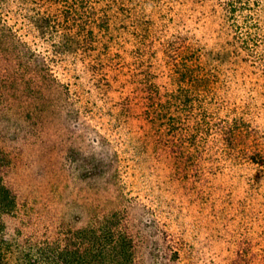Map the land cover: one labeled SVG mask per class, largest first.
Segmentation results:
<instances>
[{
    "label": "trees",
    "instance_id": "16d2710c",
    "mask_svg": "<svg viewBox=\"0 0 264 264\" xmlns=\"http://www.w3.org/2000/svg\"><path fill=\"white\" fill-rule=\"evenodd\" d=\"M212 1L222 18L220 50L181 27L185 13L175 8L184 6L182 0H0V138L20 145L19 156L40 144L45 157L54 145L46 147L52 127L73 122L80 106L93 112L90 104H100L122 135L118 146L104 138L93 149L69 147L62 168L79 169L104 194L85 214L54 218L41 232L26 220L28 199L8 177L17 159L0 146V264L256 262L259 242L252 236L226 239L232 255L207 260L206 248L173 233L167 223L159 228L157 218L144 254L135 227L150 207L126 192L120 164L129 151L142 168L148 161L156 160L160 169L167 163L178 172L165 174L174 193L187 185L203 199L210 181L204 161L220 151L264 168V123L255 96L241 104L237 92L219 95L225 86L220 80L230 71L247 76L256 66L264 72L263 0ZM163 73L168 84L159 80ZM209 96L220 97V106L213 107ZM43 156L45 174L56 166ZM222 187L230 188L227 179Z\"/></svg>",
    "mask_w": 264,
    "mask_h": 264
},
{
    "label": "rangeland",
    "instance_id": "374dc122",
    "mask_svg": "<svg viewBox=\"0 0 264 264\" xmlns=\"http://www.w3.org/2000/svg\"><path fill=\"white\" fill-rule=\"evenodd\" d=\"M182 1L184 6L177 5L178 7L175 8L185 13V20L181 27L188 28L190 35L195 38L198 36L210 46L215 45L216 50H220V28L222 26L220 21L222 18L212 11L214 2L208 0L205 5L201 6L196 5V0ZM262 2L263 6L260 8L264 16V0ZM39 48L42 47L39 46ZM241 68L243 67H239L243 70ZM252 68L254 72H249L247 76L244 74L237 76L231 74L232 71L229 76L224 75L220 84L224 83L225 86L219 95L228 94L230 96L237 92L242 96V98L238 97V102L243 104L253 93L256 99L254 101L252 98V101L258 108L257 118L264 123V95L261 93L264 92V72L256 66ZM163 74L159 80L163 84H168L170 77L166 73ZM57 92L59 91L54 92L55 96ZM210 97L212 96H209L210 104H213L215 100L212 106L217 107L220 97L217 98L218 100L214 97L210 99ZM85 101L84 98L83 103ZM83 103H77L76 107ZM90 106L93 112H84L80 106L79 116L74 118L73 122L60 123L52 127L54 135L47 141L46 147L54 145L45 157L41 153L40 144L35 145L34 148L25 147L23 154L19 156L20 145L12 140L0 138V146L5 147L17 159L9 168L8 177L15 189L28 199L27 211L31 213V216L26 220L33 221L38 232L45 229L44 223L54 218H69L73 215L85 214L92 203L100 196L101 199L103 197L104 193L101 191L99 194L91 183L83 178L79 169L62 168L61 163L71 145L79 144L93 149L101 145L104 138L110 139L115 146L116 144L118 146L120 141L122 142L121 133L110 127L112 126L109 122L110 117L105 116V111L103 113L99 111L100 104L97 106L90 104ZM76 107L73 108L74 113ZM223 114L227 115V112ZM139 126L138 123L137 127ZM58 127L59 129L55 131L54 129ZM222 146L217 145L216 149L222 150ZM45 149L44 146L42 150ZM210 154L207 152V155ZM42 156L47 158L49 167L51 164L56 166L53 169L50 168V171L45 174L42 172L44 166L39 163ZM128 156H132L131 151L125 153L120 163L125 180V190L132 196H139V201L150 207L142 213V219H139L140 222L135 227V231L142 239L144 254L149 251V235L152 232L150 223L157 218L161 222L159 228H162L163 223H167L168 229L173 233L185 236L195 245L199 244L206 248L208 250L206 251L207 260L214 259L223 262L225 257L232 255L229 251L231 245L227 241L228 238L232 237L238 241L240 237L252 236L256 242H259L253 248L258 255L254 264H264V168L247 162L241 163L220 151L219 154L204 161V166L209 168L205 172L210 181L204 185L209 192L208 198L203 199L199 197L196 188L190 189L191 187L187 185L181 192L174 193L173 186L168 182L166 175H171V173L174 176L177 175L176 168L173 169L165 163L164 168L160 169L156 165V160L148 161L149 163L142 168L136 158ZM59 158L60 163H55ZM45 161L46 159L43 160ZM226 179L230 187L228 189L222 187ZM160 183L170 190L160 189ZM149 189L153 191V195H156L154 200L147 197ZM182 264H190V259L184 258Z\"/></svg>",
    "mask_w": 264,
    "mask_h": 264
}]
</instances>
